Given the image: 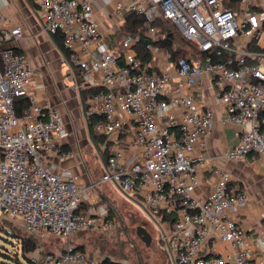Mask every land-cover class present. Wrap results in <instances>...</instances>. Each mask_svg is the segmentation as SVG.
I'll list each match as a JSON object with an SVG mask.
<instances>
[{"label": "built area", "instance_id": "1", "mask_svg": "<svg viewBox=\"0 0 264 264\" xmlns=\"http://www.w3.org/2000/svg\"><path fill=\"white\" fill-rule=\"evenodd\" d=\"M35 1L43 29L64 37L78 89L97 87L82 100L86 118H95L97 134L117 132L118 140H111L97 182L65 176L53 166L50 157L73 154L59 141L63 113L39 99L40 72L27 53L6 44L21 37L23 28L0 14V211L41 237L68 240L83 231H111L117 217L107 204L92 199L86 205L84 197L99 183L113 182L145 199L176 263L261 264L252 260L248 230L231 216L250 203L248 193L231 187L225 171L208 195L197 193L215 111L196 87L207 76L226 120L236 126L238 142L225 157H264V0H109L117 22L110 34L97 17L98 0ZM130 13L144 18L153 40L166 35L157 21L170 20L204 56L172 60L149 42L151 58L145 61L137 52L140 36H110ZM21 96L30 105L18 114L15 98ZM168 214L175 215L172 225L163 221ZM29 258L31 264H113L69 243Z\"/></svg>", "mask_w": 264, "mask_h": 264}, {"label": "crops", "instance_id": "2", "mask_svg": "<svg viewBox=\"0 0 264 264\" xmlns=\"http://www.w3.org/2000/svg\"><path fill=\"white\" fill-rule=\"evenodd\" d=\"M109 0H98L95 6L97 17L101 21L105 33L114 31L116 18L111 14L112 5ZM0 14L7 17L13 24L23 28V35L8 41L6 44L13 49L28 54L33 67L40 72L38 83L39 99L58 106L64 117V131L59 137L60 144L66 150H72L68 157L52 156L53 166L65 176H75L84 181H99L95 171L86 166L84 149L94 143L84 113L80 90L74 69L65 59L53 35L43 29L39 5L35 0H0ZM115 37V34H111ZM166 63L162 67H166ZM201 91L203 101L215 111L214 126L209 135V147L204 151L206 160L199 172L197 193L208 195L221 171L230 175V186L245 190L250 203L241 205L231 212V216L248 230L250 244L254 251L253 262L264 264V157L249 154L245 159L233 160L225 157L226 151L238 142L235 134L236 126L226 120L225 107L216 100L213 88L207 76H204L196 87ZM100 170L104 171V160ZM99 167V165H98ZM96 168V167H95ZM98 169V168H96ZM108 183V182H105ZM99 183L85 194V203L92 199L100 201ZM213 245L222 249L220 242Z\"/></svg>", "mask_w": 264, "mask_h": 264}, {"label": "rangeland", "instance_id": "3", "mask_svg": "<svg viewBox=\"0 0 264 264\" xmlns=\"http://www.w3.org/2000/svg\"><path fill=\"white\" fill-rule=\"evenodd\" d=\"M116 39L118 40L119 38ZM107 138L117 141L118 133H112ZM132 138V133L128 134L126 137L127 142H130ZM105 147L106 142L98 141L84 149L85 164L96 172L95 178L102 174L99 168L102 164V152ZM126 150L131 153L132 146H128ZM99 192V198L104 203H108L117 214V224L114 229L107 232L92 230L79 232L73 234L68 240L38 236L39 244L42 245L41 248L63 247L65 243H69L75 247L83 245L84 249L91 255L100 259L108 255L111 259L122 262L127 261V264H178L173 260L167 246L160 241L162 228L158 223V216L148 212L143 197L134 193H124L113 182L102 183L99 186ZM3 225L11 228L20 227L21 229L18 231L24 236H28L30 233L19 225L16 218L0 211V249L14 252L19 248L17 238L12 237L14 242L5 240L8 234ZM140 226L145 227L151 233L152 241L150 244H147L142 236L138 234ZM1 227H3V230ZM37 253L35 251L34 253H29V255L33 257ZM21 260L23 261V258ZM0 264H2L1 260ZM14 264H16L15 261Z\"/></svg>", "mask_w": 264, "mask_h": 264}, {"label": "trees", "instance_id": "4", "mask_svg": "<svg viewBox=\"0 0 264 264\" xmlns=\"http://www.w3.org/2000/svg\"><path fill=\"white\" fill-rule=\"evenodd\" d=\"M157 24L159 25L160 31L165 33V38L162 40H153L149 34H147V29L144 26V18L142 16H139L135 13H130L126 16L125 20L121 24L118 32L115 34L116 38H121L126 34L132 33L134 35L140 36V40L137 47V52L143 57L145 61H148L151 57V52L146 49V45L149 42H152L155 45H158L162 48H164L170 59L177 60L180 56H186L190 53H192L194 56L203 57L204 54L199 51L197 46L186 40L183 35L180 33V31L177 29V27L170 21L164 18H161L157 21ZM54 38L56 40V43L58 44L59 48L63 52L64 56L67 60H70V52L64 45V37L61 33H58L54 35ZM1 66V62H0ZM76 71L77 79L80 81V69L77 66H74ZM97 90V87H83L80 89V95L82 100H84L88 95L92 94ZM30 105L29 100L25 96L16 97L15 98V109L18 114H21L23 109L27 108ZM90 135L92 140L96 143L98 141L100 142H106V147L103 149L102 152V159L104 162L107 160L109 156V150L108 146L111 143V140L107 138V136L99 135L94 131V123L95 118L90 117L87 119ZM261 125L264 126V114L261 116ZM125 133H120L119 137L121 139H125ZM123 142V141H122ZM101 203H104L100 199ZM107 204L110 215H114L117 217L116 212L113 210V208ZM163 221L166 222L168 225H172L175 222V215L174 214H168L164 215ZM4 227L6 225H3ZM18 228V229H17ZM13 227L10 229L12 230L11 233H9L7 230V237L5 240H9V242H14L12 237H16L18 241L19 248L14 252H8L3 251L0 249V257H1V263L2 264H14V261L16 264H31V259L27 256L29 253L37 252H48L51 248L42 249L41 244H39V235L35 233H31L28 236L22 235L18 230H20V227ZM3 230V227H1ZM84 232V231H83ZM12 240H11V239ZM77 247L83 248V245H78ZM20 257V258H19ZM23 258V261L21 260ZM103 261L111 262L113 264H121L119 260L111 259L110 256H104L101 258Z\"/></svg>", "mask_w": 264, "mask_h": 264}, {"label": "water", "instance_id": "5", "mask_svg": "<svg viewBox=\"0 0 264 264\" xmlns=\"http://www.w3.org/2000/svg\"><path fill=\"white\" fill-rule=\"evenodd\" d=\"M138 234L140 236H142V238L144 239V241L147 243V244H150L151 241H152V235L151 233L143 226H140L138 228Z\"/></svg>", "mask_w": 264, "mask_h": 264}]
</instances>
